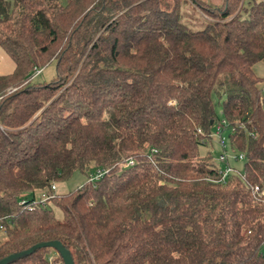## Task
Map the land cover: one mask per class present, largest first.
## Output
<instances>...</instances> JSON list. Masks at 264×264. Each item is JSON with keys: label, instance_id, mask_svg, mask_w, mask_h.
Segmentation results:
<instances>
[{"label": "trees", "instance_id": "trees-1", "mask_svg": "<svg viewBox=\"0 0 264 264\" xmlns=\"http://www.w3.org/2000/svg\"><path fill=\"white\" fill-rule=\"evenodd\" d=\"M181 1L0 0L15 64L0 75V261L58 241L75 264H264V0H190L211 20L200 31ZM51 62L56 78L33 83ZM222 120L221 154L244 164L224 181L200 153ZM51 252L14 264H63Z\"/></svg>", "mask_w": 264, "mask_h": 264}, {"label": "rangeland", "instance_id": "rangeland-1", "mask_svg": "<svg viewBox=\"0 0 264 264\" xmlns=\"http://www.w3.org/2000/svg\"><path fill=\"white\" fill-rule=\"evenodd\" d=\"M201 3H205L207 5H210L211 7H220L223 4V0H199ZM261 0H257V2H260ZM180 15H181V21L184 25H186L188 28H190L193 31H200L205 28V26L211 21L210 18H208L204 13L199 10L190 0H182L180 3ZM12 68H15L14 62L10 59V57L5 53V51L0 48V73L2 75H5L7 73H10ZM254 74L258 77L257 80L259 81L258 88L263 91L264 94V62L258 63L253 68ZM0 74V75H1ZM56 78V62H51L49 65H47L41 75H39L37 78L33 80V83H51ZM11 89V88H10ZM216 102V111L217 115L220 119H222V105L221 101L217 100L215 97ZM228 137V133L226 134ZM200 153L203 157H209L211 158V162L214 163L216 167H221L220 163L218 162L219 155L221 154V149L219 147L218 141L216 138H213L212 144H208L204 147L200 148ZM231 160H233L236 156L235 153L229 152ZM233 164L237 168L242 169L243 168V162H235L232 161ZM96 172H93L91 175H95ZM84 176L81 173H76L74 177L66 182V183H60L56 185L57 190L55 191L56 194L62 195L66 194L72 191H75L81 187H83L86 183H88L89 178L91 177ZM37 200H40V194L37 193ZM52 209L55 212V215L58 219L62 220L64 218L63 212L54 207L51 204ZM6 232L0 231V240L2 243L6 241ZM57 255L54 251L50 253V257L54 258Z\"/></svg>", "mask_w": 264, "mask_h": 264}, {"label": "built area", "instance_id": "built-area-1", "mask_svg": "<svg viewBox=\"0 0 264 264\" xmlns=\"http://www.w3.org/2000/svg\"><path fill=\"white\" fill-rule=\"evenodd\" d=\"M42 73V70H37L35 73V77L39 76ZM15 89H9L8 93H13L15 92ZM2 97H0L1 99ZM225 128L227 129V132L233 133L235 131L234 128H230L228 123L225 120H222L221 123H218L215 125V132H214V137L216 138V140L218 141V144L220 145L221 148L225 149L228 146V138L227 136H225ZM237 159L239 161H242L244 159V155L243 154H239L237 156ZM231 157L230 154L228 153H223L219 156V162L222 163L224 165V168L222 170V180H226V178L235 172L234 168L231 166L230 163ZM134 165V161L133 160H129L128 162H126L123 167H129V166H133ZM105 173L103 172H96L95 175H91V177L88 180L89 184H95L98 180H100L103 175ZM53 191H56V185H54L52 187ZM254 192L256 194H260L261 196H264V190H260L259 187H255L254 188ZM50 196L44 194L40 197V200H38L40 203L44 204L45 202H47L48 200H50ZM25 202H22V204H24ZM0 231L6 232V228L4 227H0Z\"/></svg>", "mask_w": 264, "mask_h": 264}, {"label": "water", "instance_id": "water-1", "mask_svg": "<svg viewBox=\"0 0 264 264\" xmlns=\"http://www.w3.org/2000/svg\"><path fill=\"white\" fill-rule=\"evenodd\" d=\"M44 248H48L56 252L63 260V264H75L71 252L62 243L58 241L35 245L27 251L8 256L7 258L1 260L0 264H14L20 260H23L27 257L32 256L38 250L44 249Z\"/></svg>", "mask_w": 264, "mask_h": 264}, {"label": "crops", "instance_id": "crops-1", "mask_svg": "<svg viewBox=\"0 0 264 264\" xmlns=\"http://www.w3.org/2000/svg\"><path fill=\"white\" fill-rule=\"evenodd\" d=\"M14 69L15 68H12V70L10 71V73H7V74H5V75H9V74H11L13 71H14ZM1 74V73H0ZM2 75V74H1ZM3 76V75H2ZM2 243V241L0 240V244Z\"/></svg>", "mask_w": 264, "mask_h": 264}]
</instances>
